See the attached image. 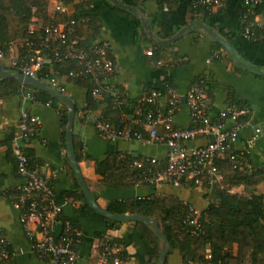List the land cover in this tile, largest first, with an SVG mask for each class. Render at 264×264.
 I'll return each instance as SVG.
<instances>
[{
    "label": "crops",
    "instance_id": "obj_1",
    "mask_svg": "<svg viewBox=\"0 0 264 264\" xmlns=\"http://www.w3.org/2000/svg\"><path fill=\"white\" fill-rule=\"evenodd\" d=\"M120 1L136 8L138 16L147 20L153 34L160 39L172 37L188 24L200 22L207 26L201 22V15L193 13V0H176L174 3L163 0L162 4L159 0ZM60 5L65 4L60 0H48L45 15L53 17ZM66 6L67 15L80 16L89 29L97 27L89 43H108V57L117 68L116 75L108 82L112 89L122 93L128 105V111L122 113L128 116L138 114L142 109L138 103L140 97L166 77L182 96L196 80L202 78L206 83L208 110L211 114H218L227 108L248 110L247 124L238 130L235 148L246 152L247 170L264 169V37H260L264 30L263 9L252 15L255 33L260 37L258 40H251L244 34L246 14L243 0H226L220 7L213 8L208 25L215 32L223 31L226 35L223 38L236 46L240 58L259 68L260 71L255 72L239 66L225 51L214 50L212 39L197 24L186 30L174 43L156 51L139 17L131 11L123 8L127 12L119 10L109 0H74ZM31 25L36 26L37 23ZM21 42L19 38L10 42L4 57L0 59V70H11L13 64L23 59ZM147 51H154V54L148 55ZM52 72L50 61L46 59L38 70V79L48 83ZM57 81L63 93L79 109L85 107L86 85L75 83L67 76ZM25 95L12 93L0 98V233L9 242L10 254L0 264H50L33 253L15 206L21 196L18 187L22 179L15 173L9 142L12 136L14 138L19 133L22 113L35 116L39 121L37 132L24 145L30 162L43 174L51 176L50 185L56 202L62 208V216L81 230V241L75 246L77 264H94L102 253L104 238L110 239L124 251L125 256L120 264H158L147 251L141 228L135 222L112 223L84 209V201L80 198L68 157L66 122L63 120L61 104L52 106L33 102L30 96ZM106 106L105 102L102 103L95 114L86 119H82L80 114L74 116L73 139L76 138L78 145V166L97 204L105 209L112 201L161 195L175 197L207 214L213 202L211 189L199 186L174 187L169 184L155 186L132 178L129 172L132 159L154 157L163 160L167 146L151 141L146 129L143 130L142 140L103 137L95 129L92 118L100 115ZM174 121L177 127L192 125L185 102L181 104ZM225 125L231 128L234 120H226ZM256 127L261 132L251 141ZM205 142L204 138H196L187 144L197 146ZM254 189L264 193V182H259L255 187L235 186L230 191L248 195ZM162 247L161 240L160 250ZM235 249L234 245V252ZM165 263L185 264L177 249L168 252ZM246 264H251L249 259Z\"/></svg>",
    "mask_w": 264,
    "mask_h": 264
},
{
    "label": "built area",
    "instance_id": "obj_2",
    "mask_svg": "<svg viewBox=\"0 0 264 264\" xmlns=\"http://www.w3.org/2000/svg\"><path fill=\"white\" fill-rule=\"evenodd\" d=\"M144 1V0H134ZM226 0H193L195 7L212 10L220 7ZM244 6L251 10L255 6L264 4V0H243ZM58 12L67 14L66 5L56 8ZM264 13V8H263ZM35 27L30 26L33 33ZM245 36L251 40L264 37L262 30L260 37L246 27ZM26 57L13 64L14 71L30 78L38 79L37 73L46 61L48 52L55 61H72L75 68L68 73L69 77L88 80L91 83V94L95 99H101L103 94L112 98L115 104L124 103L122 93L109 85L117 72L116 65L108 56L107 42L83 41L77 34L76 20L67 19L57 25L43 28L39 39H31L26 43ZM151 55V51H147ZM5 52L0 50V59ZM49 85L63 92L56 78L51 77ZM205 80H196L185 94V104L190 113L191 122L195 127H177L175 115L182 104V95L173 85H167L164 91L152 89L143 94L138 103L147 106L146 111L134 116L120 112L115 123L105 121L94 116L93 122L97 132L107 139L118 137L127 139H144L143 130L146 129L151 141L167 146V153L163 160L154 157L135 160L132 166L142 171L144 183L159 186L169 184L174 187L195 186L205 188H224L225 175L219 170L217 161L224 159L236 167H245V153L236 150L238 130L247 124L239 118L246 115L245 108H227L218 114H211L208 110ZM25 97H29L28 94ZM234 120V125L227 128L226 120ZM39 121L37 117L22 113L19 133L12 140L15 159V173L22 179L18 187L21 193L15 203L19 210L20 221L25 227V234L30 247L36 257L46 260L50 264H77L76 244L81 241V230L71 220L63 218L62 208L56 202L50 185L49 175L43 174L36 166L30 165L24 150L25 142L37 132ZM260 128L254 129L251 141L258 137ZM210 137L212 140H210ZM204 138L206 142L197 146H189L188 141ZM249 141V142H251ZM206 214L189 207L186 215V228L193 235L202 231L201 220ZM9 242L0 233V261L9 258ZM102 253L94 264H120L121 247L110 239L104 238ZM211 254H207L210 258Z\"/></svg>",
    "mask_w": 264,
    "mask_h": 264
},
{
    "label": "trees",
    "instance_id": "obj_3",
    "mask_svg": "<svg viewBox=\"0 0 264 264\" xmlns=\"http://www.w3.org/2000/svg\"><path fill=\"white\" fill-rule=\"evenodd\" d=\"M60 1L68 5L74 0ZM159 1L162 4L163 0ZM165 1H167V3H174L176 0ZM47 3L48 0H0V50L6 52L10 42L15 38H19L22 40L20 53L23 57H26L29 53L26 45L28 41L31 39H39V37L42 36L44 27L57 25L67 21V19L76 20V31L77 34L82 37L83 41L93 40L97 30L96 26H94L93 29H89L88 26L80 20L81 17L78 15H67L56 12L53 17H48L45 15ZM116 8L127 12L121 8ZM263 8L264 4L255 6L251 10L245 7L246 17L243 22V30L249 27L251 31L255 32L254 29L256 25L252 21V15ZM192 10L193 13L201 15V22L206 23L207 26L209 25L213 16L210 9L195 7L192 1ZM39 21L40 26H34L35 29L33 33H30L29 28L31 23H38ZM138 23L140 24L139 20ZM208 27L210 28V26ZM216 33L222 37H226L223 31H218ZM205 34L209 37L206 32ZM228 42L234 46L230 40H228ZM212 44L214 50L225 51L213 40ZM161 48L162 47H154L156 51ZM235 49L237 50V48ZM225 53L229 56L226 51ZM43 54H45L47 60L50 61L51 69L53 70V72L50 73L51 77L58 80L62 76H67L75 83L86 85L88 89L86 105L79 109L77 105L74 104L76 116L80 114L82 119H86L88 116L94 115L99 106L104 102L107 106L98 116L105 121L115 123L120 112L128 111L126 101L119 106L115 104L112 98L107 94H103L101 99H95L91 94V83L88 80L69 77L68 73L75 68L72 61H55L48 52ZM152 54H154V51H151V55ZM229 58L233 60L230 56ZM11 70L14 71L15 68L12 67ZM167 85H172L168 77L159 81L154 89L164 91ZM12 93L28 94L33 102L49 103L52 106L61 104L63 108V120L67 122L66 106L51 93L21 84L13 78L1 80L0 98ZM146 109V105L142 106L139 112L143 114ZM246 119L247 114L240 117L239 121L244 123L247 121ZM195 126H197V123L192 122V125L189 127L192 128ZM12 139L13 136L10 139L9 148L14 159ZM73 141L77 155L78 145L76 138H74ZM135 160L140 159H132V168L129 171L130 175L135 181L143 182L142 171L132 166ZM28 161L30 165L33 166L29 158ZM217 165L219 170L225 175V187L222 189L218 187L210 188L212 191L211 200H213V202L207 209V214L203 216L201 220L202 231L197 235L191 234L186 228V215L189 206L175 197L168 198L161 195H151L147 198L112 201L107 204L105 210L115 214H143L154 219L162 233L166 236V243L167 246H169V251L177 249L185 264H246L248 259L251 264H264V193L257 192L254 189L250 190L248 195L243 196L230 191V189L235 186L243 185L247 187L254 185L255 187L259 182H264V169L257 168L255 170H247L248 167H246V165L242 168H234L224 159L218 160ZM73 176L79 188L80 198L84 201V209L88 212L95 213L87 204L81 185L74 172ZM188 186L195 185L190 183ZM203 188H205V185ZM99 216L112 223L119 222L106 219L101 215ZM135 223L141 228L143 242L151 258L155 263H158L161 251L160 241L162 239L155 233L150 225L139 221ZM234 245L236 246L235 252L233 251ZM208 250L211 254L210 258H207ZM124 256V251H122L119 258L122 259Z\"/></svg>",
    "mask_w": 264,
    "mask_h": 264
},
{
    "label": "water",
    "instance_id": "obj_4",
    "mask_svg": "<svg viewBox=\"0 0 264 264\" xmlns=\"http://www.w3.org/2000/svg\"><path fill=\"white\" fill-rule=\"evenodd\" d=\"M109 1H111L114 5L120 8L126 9L128 11H131L133 14L138 16V12L136 8L130 5H127L120 0H109ZM138 17H139V20L141 21L143 29L145 30V33L147 34L148 39L157 47H164V46H168L174 43L176 40H178L179 37H181V35L186 30L190 29L193 25L197 24L201 29H203L211 37L213 41L218 43L229 54V56L235 61V63H237L239 66L245 69H249L251 71H255V72L260 71L256 65L243 61L240 58L238 51L235 49V47L232 44H230L225 38L220 36L215 31L211 30L208 26L204 25L203 23L197 22V23L188 24L182 29H180L172 37L167 38V39H160L153 34V31L151 30V27L149 23L147 22V20L143 16H138ZM6 78H13L21 84L45 90L51 93L57 99H59L66 106L67 122H66L65 135H66V145H67L68 157L70 160L71 167L81 185V189H82V192L84 194L87 204L95 213L105 217L106 219L113 220V221H120V222L139 221V222H143V223L150 225L154 229L155 233L163 241V247L161 248V251H160V258L158 260V264H165L166 256L169 252V246H167V243H166V236L162 233V231L160 230V228L158 227L154 219L146 215H143V214L111 213L103 209L102 207H100L95 201V199L93 198L87 186V183L80 172L76 153H75V147H74V142H73L75 107H74L73 101L65 93L59 91L57 88L49 85L46 82L40 81L39 79L30 78L28 76H25L19 72L12 71V70H0V81ZM184 102H185V96L182 97V103ZM210 140H212L211 137H210Z\"/></svg>",
    "mask_w": 264,
    "mask_h": 264
},
{
    "label": "rangeland",
    "instance_id": "obj_5",
    "mask_svg": "<svg viewBox=\"0 0 264 264\" xmlns=\"http://www.w3.org/2000/svg\"><path fill=\"white\" fill-rule=\"evenodd\" d=\"M39 23H40V21L37 23V25H36V26H38V27H39V26H40V25H39ZM256 190H258V191H261V190H259V189H256ZM242 195H245V194L243 193Z\"/></svg>",
    "mask_w": 264,
    "mask_h": 264
}]
</instances>
